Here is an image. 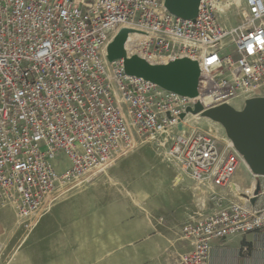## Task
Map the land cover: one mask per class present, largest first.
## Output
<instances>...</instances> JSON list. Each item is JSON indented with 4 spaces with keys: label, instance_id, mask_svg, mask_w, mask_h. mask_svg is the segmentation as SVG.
Returning a JSON list of instances; mask_svg holds the SVG:
<instances>
[{
    "label": "built area",
    "instance_id": "2783aa9c",
    "mask_svg": "<svg viewBox=\"0 0 264 264\" xmlns=\"http://www.w3.org/2000/svg\"><path fill=\"white\" fill-rule=\"evenodd\" d=\"M165 1L0 0V208L13 207L21 220L45 214L62 185L89 182L139 140L169 144V161L212 192L231 185L243 156L226 134L191 126L188 109L264 98V0H203L190 20ZM123 29L137 36L126 45L129 57L197 61V96L110 62L108 48ZM60 153L70 162L63 173L54 163ZM212 199L219 210L188 219L181 232L191 249L172 250L168 264H215L213 242L264 239V188L226 206L221 195ZM224 251L228 264H252L257 254L252 244Z\"/></svg>",
    "mask_w": 264,
    "mask_h": 264
},
{
    "label": "crops",
    "instance_id": "0c3cea01",
    "mask_svg": "<svg viewBox=\"0 0 264 264\" xmlns=\"http://www.w3.org/2000/svg\"><path fill=\"white\" fill-rule=\"evenodd\" d=\"M122 161L108 173L110 179L126 174L129 165L123 168ZM169 175L166 184L176 180ZM178 176L179 191L168 207L172 217H157L151 204L142 205L139 188L108 187L105 177L60 189L49 212L37 217L21 220L13 207L0 208V264H168L172 250L191 249L181 230L197 204L193 196L200 195L193 192L191 177ZM217 242L212 244L214 262L228 264L227 247Z\"/></svg>",
    "mask_w": 264,
    "mask_h": 264
},
{
    "label": "rangeland",
    "instance_id": "374dc122",
    "mask_svg": "<svg viewBox=\"0 0 264 264\" xmlns=\"http://www.w3.org/2000/svg\"><path fill=\"white\" fill-rule=\"evenodd\" d=\"M235 16L236 11H234L232 14L230 23L231 25L233 24L232 26L237 24V19ZM230 103H232L236 107L235 109L238 111H242L245 108V101L242 98H237L235 99V101H231ZM190 121L189 124L191 126H196L205 130L217 129L221 134H226L225 128L220 123L216 124L212 120L211 121L215 124L207 122L203 119L200 121L190 119ZM169 149V144L166 148H161L153 143H143L141 140H139L132 152L120 157L121 159L117 161L115 160V162H113V159L104 171L98 173L91 179V181L81 186H86L105 177L102 182H104L105 186L108 187L139 188L142 205L151 204L157 210V217H172L173 213L170 212V208L168 207H170L171 205V200H175V198L177 197L179 184L176 185V180L174 182H167V184L164 183V181L168 178V176H170L169 174L172 173L177 178V176L179 174H182V172L177 166L173 165L169 161L167 154L169 153ZM120 161H122L121 166L123 168L129 165V168L125 171L126 174L120 175V179H110L108 173L112 172L113 167L116 166ZM54 163L56 168H58L59 173L62 172L63 168L69 166L68 159L62 153L58 154ZM246 180L248 181L240 188L239 193L234 192V190L231 189L230 185L226 189L212 192V190L204 187L203 185H199L194 180H192L191 187L193 189V192L196 194H198L199 192L200 195L196 197L193 196V198L196 199L197 204L196 206H194V210H190L191 212L189 216H187L188 218L186 217L187 220L183 219L182 222H184L185 220L188 221L191 216H194L196 218H205L209 214L219 210L217 209L219 208L217 203H215L212 199L214 193L221 195V197L224 199L222 204L223 206H226L232 202L238 203L240 201H243L242 195L245 196L246 194L248 195L250 193H253V191L255 190L257 191L258 188H261V190L262 188H264V178L257 179V184L251 169H247V166L242 165L240 171L232 182L243 184ZM187 183L188 181H183V185H187ZM70 186L71 185H69V187ZM61 189H64V185H62ZM255 238L256 236L251 234L245 237L236 236L219 240L217 243L223 245L224 247L232 248L236 251L242 245L244 246L252 244L256 246L257 252L256 255H251L252 264H264V239L255 240ZM244 256L245 255H241L242 259H238L240 263L244 260Z\"/></svg>",
    "mask_w": 264,
    "mask_h": 264
},
{
    "label": "water",
    "instance_id": "95a60500",
    "mask_svg": "<svg viewBox=\"0 0 264 264\" xmlns=\"http://www.w3.org/2000/svg\"><path fill=\"white\" fill-rule=\"evenodd\" d=\"M202 1L166 0L165 7L173 15L190 20L198 16ZM133 33L135 31L123 29L118 34L108 48L109 61L124 60L126 74L182 96L196 97L201 77L199 63L183 58L167 64H151L136 55L129 57L126 44ZM188 112L220 123L253 174L264 176V98L247 100L242 111L228 104L211 110L197 104L194 109H188ZM179 129L184 130V126L181 124ZM259 193L260 188L256 191V194Z\"/></svg>",
    "mask_w": 264,
    "mask_h": 264
},
{
    "label": "bare ground",
    "instance_id": "6f19581e",
    "mask_svg": "<svg viewBox=\"0 0 264 264\" xmlns=\"http://www.w3.org/2000/svg\"><path fill=\"white\" fill-rule=\"evenodd\" d=\"M135 37H137L136 35H131L130 37H129V41L127 42V48L130 46V44H131V42H132V40H133V38H135ZM230 103V102H229ZM231 105H232V107H234V108H236L232 103H230ZM192 119H195V120H198V121H200V120H206V121H210V122H212L210 119H206V118H204V117H202V115H197V116H195V117H191ZM189 121H190V119H189ZM191 122V121H190ZM212 123H214V122H212ZM216 123V122H215ZM217 124V123H216ZM117 159H120V157H117L116 159H114V161L113 162H115V160H117ZM112 162V163H113ZM245 166H247V169H249V166L247 165V163L245 162V163H243ZM182 181V177L181 176H178L177 178H176V184H179L180 182ZM232 185H233V182L231 183V185H230V187H232ZM234 185H236V184H234ZM232 189L234 190V192H236V193H239V191H240V188H239V186H233L232 187ZM256 191V190H255ZM241 195V194H240ZM243 196V198H242V200L243 201H245V196L244 195H242Z\"/></svg>",
    "mask_w": 264,
    "mask_h": 264
}]
</instances>
